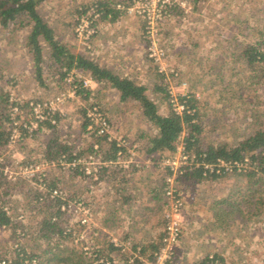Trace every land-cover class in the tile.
<instances>
[{"label": "trees", "instance_id": "trees-1", "mask_svg": "<svg viewBox=\"0 0 264 264\" xmlns=\"http://www.w3.org/2000/svg\"><path fill=\"white\" fill-rule=\"evenodd\" d=\"M47 1L0 0V31H9L17 25L26 31L23 39L24 58L31 62L33 80L38 86L50 90L47 85L49 81L45 78L49 75V79L57 80L60 88L61 83L73 72H77L86 75L100 87L114 90L121 104L137 107L141 116L155 130L152 136L141 134L138 137V141L144 140L145 143L136 151L141 150L146 154L152 163L150 166L161 171V160L167 154H175L178 147H182L189 160L180 169L178 183H218L226 177L236 178L239 183H243L246 179L245 185L241 184L237 190L231 188L222 198L220 204L225 206L222 207V214L230 213V209L236 210L248 222L260 217L264 212V23L255 26L248 15L246 20L241 21L236 35L232 38L222 36L224 51L219 59L221 65L211 69L222 79V85H225L221 120L208 112L207 103L201 101L191 89L184 96H178L184 107V111L178 113L171 103L169 85L163 81L153 85V98L148 94V88L137 80L117 74L87 55L71 51L56 38L54 29L39 12V8ZM126 1L123 0L122 4L126 5ZM117 5L118 1L115 0H97L83 11L76 9L77 18L96 7L101 13L100 20L115 23L125 14L117 9ZM197 5L194 11L200 12ZM175 16L182 17L181 13ZM76 24L77 21L74 27ZM244 32L251 34L248 41L238 39ZM8 62L0 50V149L9 144L14 130L18 129L20 140L17 145H20L19 150L26 156L23 157L22 165L46 162L56 163L57 167L42 173L39 178L19 179L16 182L9 181L0 171V264H130L132 258L135 264H139V256L153 261L155 254L164 246L166 218L164 215L149 229L150 221L145 217L164 212L165 178L172 172L169 169L162 170L158 182L152 185L149 182L144 184L145 165H139L137 157L134 159L137 162L131 163L128 168L115 165L119 159H130L131 154L126 147H118L116 142H109L106 137L98 135L95 129L89 130L92 123L87 117L88 108L99 104L89 102L94 91L85 88L83 81L77 78L73 80L72 87H76V96L87 107L81 109L79 133L74 135L72 127L65 132L63 116L59 112L47 110L44 120L35 121L38 126L33 131L24 127L23 124L30 125L28 121L16 127L14 124L20 121L21 116L13 118L14 108L19 112L29 108L32 114L30 104L43 103L27 101L22 106L21 101L12 99L11 91L16 89L18 79L16 73L7 71ZM197 74L194 70L190 72L189 76L193 79L191 85L200 75ZM209 75L213 76L212 72ZM160 77L164 80L163 75ZM225 77H228L227 81ZM200 82L197 79V83ZM163 105L165 108L162 110ZM212 116L218 119L212 121ZM108 121L111 124L109 118ZM236 126H239L240 131ZM227 128L232 130L234 137H229ZM125 140L129 143L128 139ZM34 143L39 145L38 150L31 148ZM28 149L30 152L27 155ZM34 153L38 154L37 157ZM89 157L98 158L102 163L96 173L97 181H94L95 174L86 175L85 165L79 164ZM219 161L232 168H205L207 165L216 166ZM13 163L12 158H4L0 162V169ZM61 163H76V167L65 168L63 174H60ZM92 185L102 190L101 204H111V207L106 208L107 220L102 224L111 230L128 222L133 230V226L138 225L140 220L142 223L139 229H149V237L145 242L130 246L132 237L126 234L117 246L106 232L96 231L98 235L91 256L74 244L78 223L72 222L73 219H69L62 208L68 201L78 199L85 201L84 204L96 215L100 209H95L93 200L87 202L83 198L84 192L92 193ZM55 190L66 194L67 198L52 196ZM144 192L151 203L138 204ZM22 215L23 219H20ZM152 231H155L154 235ZM2 233L8 234L7 239L1 236ZM177 254L178 249L167 264L178 263ZM189 264L248 263L226 262L219 255H207Z\"/></svg>", "mask_w": 264, "mask_h": 264}, {"label": "rangeland", "instance_id": "rangeland-1", "mask_svg": "<svg viewBox=\"0 0 264 264\" xmlns=\"http://www.w3.org/2000/svg\"><path fill=\"white\" fill-rule=\"evenodd\" d=\"M96 2L97 0H48L39 8V12L45 22L54 29L56 38L71 51L87 55L115 73L137 80L148 88V94L153 98L155 96L153 85L162 81L169 87L176 85L175 91L178 94L188 93L191 89L196 92L201 101L207 103L208 112L222 120V97L225 93L223 92L225 85H222V79L216 76V72L211 71L214 67L221 65L219 59L224 51L222 36L232 38L236 35L240 24H242L241 21L246 20L248 15L254 21L253 25H262L264 23V0H199L196 8H199L198 11L202 13L194 11L187 18L173 17L162 25H156L158 33L156 32L152 40L144 33L145 24L141 18H133L124 14L115 23L104 22L100 18L97 23L99 33L92 39L90 47H87L83 43H79L75 37L74 24L78 19L77 12ZM241 27L243 26L241 25ZM25 32L21 25L12 27L9 31H0V50L9 60L7 71L16 73L18 79L16 89L11 91L12 99L21 101L22 106L27 101H41V103L49 105L52 103L51 106L64 118L62 126L65 132L72 127L74 135L79 133V124L82 122L81 109H86V104L80 97L71 94V86L67 82L69 77L61 83L59 88L57 80L55 78L53 80L51 77L49 79V75H46L50 90L38 86L33 80L32 64L29 59L24 58ZM245 33L247 32L238 37L240 41L250 39L251 34ZM151 50H155L154 57L150 56ZM193 70L198 73L197 75H200L194 79V82L196 81L194 85H191L193 79L189 74ZM210 72L213 76L209 75ZM78 74L89 78L82 73ZM160 75H163L164 80H161ZM227 78L225 77V81L228 80ZM197 79L201 81L199 84ZM183 83L186 84V90L177 88ZM90 89L94 93L89 102H97L98 107L111 120L114 132L118 136L128 139L131 152L136 155L139 165H145L144 176L149 174L154 177L153 179L160 177V172H163L164 169L159 171L150 164L143 163L141 154L136 152L145 143L144 140L138 141V137L141 134L154 135V128L141 116L137 107L132 104H121L119 95L114 90L100 87L96 83H93ZM61 98V102L55 103L57 99ZM161 108L163 110L164 105ZM20 112L23 113L22 117L25 118V121H33L29 108ZM15 117L16 115H13V118ZM214 117H211L212 121L218 119ZM236 127L239 128V126ZM231 132L232 130L227 128L226 133L229 134V137H234ZM8 145L0 149V157L8 160L12 158L13 165L20 161L22 163L21 159L26 156L19 150L20 145H16L13 149H10ZM31 148L38 150L39 145L34 143ZM29 152L28 149L27 155ZM37 155L34 156L37 157ZM176 155L177 152L167 154L166 157ZM50 169L45 168L44 173ZM63 170L59 168V173L63 174ZM246 182L245 179L243 183H239L233 177H226L218 183L177 182L178 190L185 202V207L180 214L182 237L177 248L178 264L193 263L207 255H219L224 257L226 262L264 264V212L260 217L248 222L244 221L245 219L241 218L243 214L240 215L236 210L230 209L228 214H222L221 211L225 206H222L220 202L228 194V191L231 188L237 190L241 184L245 185ZM90 189H93L92 193L84 192L83 198L87 202L93 200L95 209H100L96 215L91 210L92 225L97 229L99 226L105 228L102 222L107 220L105 218L106 208L111 207V204L107 206L101 204L100 193L102 190L100 188L92 185ZM147 199L146 193H142L138 204H147ZM165 214L166 208L162 214L148 215L149 229H152L158 219H161ZM97 216L99 217L97 218ZM126 220L131 219L126 218ZM107 225L110 226V223L108 222ZM128 226L129 223L124 222L123 226L121 224L116 227L114 238L117 241L124 238ZM141 230L136 234H131L130 246L148 239V233ZM75 231L78 232V227H75ZM154 233L155 231H152V235ZM86 235L89 238L91 232L87 231ZM1 236L7 239L8 234L2 233Z\"/></svg>", "mask_w": 264, "mask_h": 264}, {"label": "built area", "instance_id": "built-area-1", "mask_svg": "<svg viewBox=\"0 0 264 264\" xmlns=\"http://www.w3.org/2000/svg\"><path fill=\"white\" fill-rule=\"evenodd\" d=\"M199 0H127L126 5L122 4V1L118 2L117 9L121 10L125 13V15L133 18H141L145 24V35L151 40L154 39V35L156 34V25H162L167 22V20L176 17L177 13H181L183 18H187L192 13H194L195 4L198 3ZM83 11V10H82ZM202 13V12H200ZM200 15V14H199ZM101 18V13L96 9V7L90 8L86 13L80 15L77 19V24L74 29V35L79 41V43H83L87 47H90L91 41L95 38L99 29L97 28V23ZM158 33V32H157ZM151 57H154L155 50H151ZM163 55V54H162ZM77 78L83 81V85L85 88H91L94 81L90 78H85L79 75L77 72H73L67 82L68 85L71 86V94L76 95L75 88L72 87L73 80ZM186 84L183 83L179 85L177 88H184ZM176 85L169 87V92L171 95V103L173 108L178 113H182L184 111L183 105L179 102L178 96H184L186 93H176L175 91ZM61 99H57L55 103L61 102ZM52 103L49 104H34L31 103L32 110V118L34 121L30 122V125L23 124L25 118H23V113L19 114V110L17 108L13 109L15 115H20V121L15 122V126L24 125L26 129L29 131H33L37 128L38 124L35 121H42L45 119V112H57L54 107L51 106ZM87 117L89 118L92 125L89 127V130L95 129L100 136H104L107 138L109 142H116L118 147H126L131 154V158L128 160L119 159L115 162V165H120L124 168H128L131 163H135L136 155L131 152V148H129V144L126 142L125 138L122 136H118L108 118L105 116L103 111L97 105H93L87 111ZM19 122V123H18ZM28 126V127H27ZM20 140V134L18 129H15L11 140L9 142L8 147L13 149ZM23 160V159H21ZM189 156L184 152L182 147H178L177 155L174 157H164L159 163L160 169H169L172 174L166 176L165 184L166 187L164 189V202L166 208V225H165V237L163 239L164 246L159 251V253L155 254L154 260L150 261L142 256H139L138 259L141 263L139 264H167L172 260L173 256L176 254V249L178 248L181 237H182V228L180 221V214L182 213L185 202L182 195L179 193L177 187V177L180 174V169L188 164ZM3 161V158L0 157V162ZM21 163V161H20ZM19 162L15 163V165H6L4 168L0 169L3 172V175L11 182H16L19 179H32L39 178L42 173H44L45 168H54L57 167L56 163H46L41 162L37 164H28L21 165ZM138 163V162H137ZM79 164L85 165V172L88 176H94V181H97L98 178L96 173L102 167V163L100 159H96L93 157H89L87 161H80ZM112 164V163H111ZM140 164V163H139ZM149 164H152L149 161ZM62 169L68 167H76V163L65 165L64 163L60 164ZM60 167V168H61ZM222 167L230 170L232 167L227 166L222 161H219L216 166H205L206 169H222ZM218 170V172H219ZM182 174V173H181ZM52 196H62L63 199H66L67 196L64 193H61L58 190L53 191ZM68 201V200H66ZM65 211L69 219H74L75 224L78 227V234L74 240V244L78 246L81 251L85 252L89 256L93 254V247L95 246V238L97 237L96 228L92 225V211L89 207H87L83 201L75 200L68 201L67 205L62 208ZM21 214V213H20ZM20 219H23V215L20 216ZM95 228V229H94ZM90 231L91 236L88 238L86 232ZM114 243L119 246V242L114 238ZM137 257V255H136ZM134 258H132L129 262L130 264L134 263ZM3 264H6L3 262ZM178 264V263H176Z\"/></svg>", "mask_w": 264, "mask_h": 264}, {"label": "crops", "instance_id": "crops-1", "mask_svg": "<svg viewBox=\"0 0 264 264\" xmlns=\"http://www.w3.org/2000/svg\"><path fill=\"white\" fill-rule=\"evenodd\" d=\"M95 83V82H94ZM98 85V84H97ZM137 153H139V154H141V160H142V162L143 163H147V164H149V158H147L146 157V154L142 151V153H141V151L140 152H137ZM139 158V157H138ZM154 177H151V176H149V174L148 175H146L145 176V180H144V184H146L147 182H149V183H152V185H155L156 184V182H158V180H159V177H156L155 179H153ZM91 194V193H90ZM146 201H148V203H151V200H150V198H148ZM99 207V206H98ZM99 216H97V218H98ZM147 217H148V215H147ZM147 217H145L146 219H148ZM142 222L140 221V220H138V225H136L135 227L133 226V230H131V228H130V226H128V231H125V234H136L137 232H139L141 229H139V227H140V224H141ZM103 225V224H102ZM130 225V224H129ZM101 227V228H100ZM103 227H104V225H103ZM145 230V229H144ZM144 230H141V231H144ZM96 231H99V232H106L107 233V235L108 236H110L111 238H113L114 239V231H115V228H113V229H111V230H108L106 227L105 228H102V226H99V228L97 229L96 228ZM145 232L146 233H149V229L147 230H145ZM116 239V238H115Z\"/></svg>", "mask_w": 264, "mask_h": 264}]
</instances>
